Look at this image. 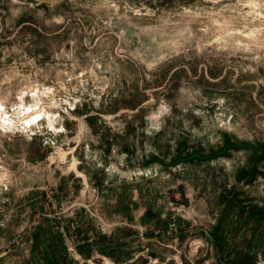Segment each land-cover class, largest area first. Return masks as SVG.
<instances>
[{"label":"rangeland","instance_id":"obj_1","mask_svg":"<svg viewBox=\"0 0 264 264\" xmlns=\"http://www.w3.org/2000/svg\"><path fill=\"white\" fill-rule=\"evenodd\" d=\"M261 155L264 0H0V264H264Z\"/></svg>","mask_w":264,"mask_h":264},{"label":"water","instance_id":"obj_2","mask_svg":"<svg viewBox=\"0 0 264 264\" xmlns=\"http://www.w3.org/2000/svg\"><path fill=\"white\" fill-rule=\"evenodd\" d=\"M244 146H245V145H240V146L233 145V144H231V145H227V146H225V148H224L222 151H220V152L214 154L213 156H216V155H218V154H223V153L225 152V150H226L228 147L241 148V147H244ZM247 146H250V145H247ZM261 156L264 158V155H261Z\"/></svg>","mask_w":264,"mask_h":264}]
</instances>
